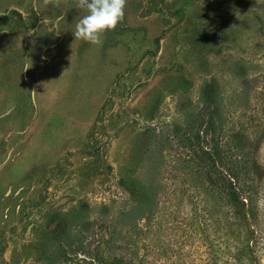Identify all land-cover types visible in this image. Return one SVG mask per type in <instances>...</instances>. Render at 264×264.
I'll list each match as a JSON object with an SVG mask.
<instances>
[{
  "label": "rangeland",
  "instance_id": "1",
  "mask_svg": "<svg viewBox=\"0 0 264 264\" xmlns=\"http://www.w3.org/2000/svg\"><path fill=\"white\" fill-rule=\"evenodd\" d=\"M76 4L0 0V264H44L48 235L110 218L90 246L152 264L214 251L221 264V214L197 230L163 202L155 231L144 219L193 134L209 135L202 122L220 136L226 117L263 104L264 0H127L99 45L75 40ZM262 121L252 143L264 164Z\"/></svg>",
  "mask_w": 264,
  "mask_h": 264
},
{
  "label": "trees",
  "instance_id": "2",
  "mask_svg": "<svg viewBox=\"0 0 264 264\" xmlns=\"http://www.w3.org/2000/svg\"><path fill=\"white\" fill-rule=\"evenodd\" d=\"M256 96L263 104L252 105L234 120L230 115L226 117L220 136L214 133L213 121L208 119L201 123L209 128V135L206 137L201 130L193 134L192 149L182 158L183 166L177 171L176 183L150 194L154 208L144 219L149 223L153 218L150 225L155 231L159 226L157 206L163 202L169 204L172 212L184 215L188 212L189 225L197 230L210 220L213 227L218 223L217 215L221 214L225 237L221 243L225 259L221 264H260L264 252V214L260 210V200L264 199V164L256 157L252 143L258 127L263 124L264 89ZM210 108L207 107L206 116L212 112ZM146 200L147 195H144L142 201ZM188 204L191 205L187 208ZM201 218L205 221L200 222ZM110 221H101L94 228L83 227L78 234L64 229L48 235L49 245L42 261L44 264H152L131 250L132 255L125 257L121 251L112 253L90 246V241L97 236L103 239L102 224H110ZM215 244L216 240L212 243L208 240L207 247L211 250ZM153 254H157L156 249ZM215 256L212 251L205 264H220Z\"/></svg>",
  "mask_w": 264,
  "mask_h": 264
},
{
  "label": "clouds",
  "instance_id": "3",
  "mask_svg": "<svg viewBox=\"0 0 264 264\" xmlns=\"http://www.w3.org/2000/svg\"><path fill=\"white\" fill-rule=\"evenodd\" d=\"M126 5L127 0H77L76 7L83 15L75 21V40L101 44L102 35L115 30L124 19ZM28 69L26 66L24 71Z\"/></svg>",
  "mask_w": 264,
  "mask_h": 264
}]
</instances>
